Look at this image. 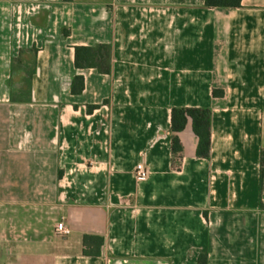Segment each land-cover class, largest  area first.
I'll use <instances>...</instances> for the list:
<instances>
[{
  "label": "crops",
  "instance_id": "crops-1",
  "mask_svg": "<svg viewBox=\"0 0 264 264\" xmlns=\"http://www.w3.org/2000/svg\"><path fill=\"white\" fill-rule=\"evenodd\" d=\"M175 107L213 111L210 160L189 124L175 168ZM263 153L264 0H0V264H264Z\"/></svg>",
  "mask_w": 264,
  "mask_h": 264
},
{
  "label": "trees",
  "instance_id": "trees-1",
  "mask_svg": "<svg viewBox=\"0 0 264 264\" xmlns=\"http://www.w3.org/2000/svg\"><path fill=\"white\" fill-rule=\"evenodd\" d=\"M65 2H71L72 0H64ZM246 0H205V7L207 9H240L243 7V3ZM65 37H68L69 32L64 33ZM111 46L99 45L96 47H76L75 48V66L79 70L83 69H97L100 73L111 74ZM26 94L31 93V82H26ZM85 88L84 78L78 76L74 79L72 85V92L75 95L83 93ZM214 97H223L224 92L214 91ZM13 102H18L16 95L13 94ZM98 109L97 106H91L88 108L89 112H93ZM191 125L193 132L198 139L197 157L201 159H211V137H212V125H213V111L209 108H179L175 107L171 109V132H172V152H173V164L175 168L180 169V162L183 157V145L179 138V134L182 133L188 125ZM261 190L264 182V153L261 159ZM261 209H264V205L261 203ZM84 255L90 257L101 256V250L104 246V239L97 236H85L83 239ZM199 264H208V255L202 254L199 257Z\"/></svg>",
  "mask_w": 264,
  "mask_h": 264
},
{
  "label": "built area",
  "instance_id": "built-area-1",
  "mask_svg": "<svg viewBox=\"0 0 264 264\" xmlns=\"http://www.w3.org/2000/svg\"><path fill=\"white\" fill-rule=\"evenodd\" d=\"M148 176H149V171L147 170V168L144 165L140 164L136 167L135 177L137 180L144 181L148 178ZM57 233L60 236L66 237V236H69L71 234V230L63 222H61L57 226Z\"/></svg>",
  "mask_w": 264,
  "mask_h": 264
}]
</instances>
